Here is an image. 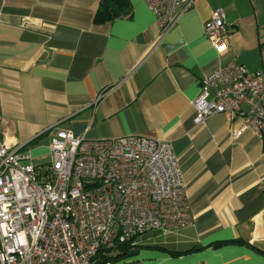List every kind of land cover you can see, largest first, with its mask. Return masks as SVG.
Here are the masks:
<instances>
[{
	"label": "crops",
	"instance_id": "1",
	"mask_svg": "<svg viewBox=\"0 0 264 264\" xmlns=\"http://www.w3.org/2000/svg\"><path fill=\"white\" fill-rule=\"evenodd\" d=\"M129 1L130 16L96 24L100 0H0V138L36 166L56 129L169 142L193 223L153 248L137 239L131 260L264 264V143L250 130L233 140L243 121L228 113L196 124L193 105L220 64L264 70V0H196L158 45L154 13ZM217 8L230 26L221 57L204 35Z\"/></svg>",
	"mask_w": 264,
	"mask_h": 264
},
{
	"label": "built area",
	"instance_id": "2",
	"mask_svg": "<svg viewBox=\"0 0 264 264\" xmlns=\"http://www.w3.org/2000/svg\"><path fill=\"white\" fill-rule=\"evenodd\" d=\"M196 0H145L156 17V45ZM217 8L204 35L221 57L229 49ZM196 124L228 113L264 143V70L234 60L200 79ZM1 122V115H0ZM49 164L0 138V264H118L107 253L153 233L190 227L193 215L180 162L169 142L143 136L92 140L56 129Z\"/></svg>",
	"mask_w": 264,
	"mask_h": 264
},
{
	"label": "trees",
	"instance_id": "3",
	"mask_svg": "<svg viewBox=\"0 0 264 264\" xmlns=\"http://www.w3.org/2000/svg\"><path fill=\"white\" fill-rule=\"evenodd\" d=\"M131 4L129 0H100L99 7L94 16V23L106 24L120 17L130 16ZM121 249H129L132 246L123 244ZM113 260L112 257H105L104 261Z\"/></svg>",
	"mask_w": 264,
	"mask_h": 264
},
{
	"label": "rangeland",
	"instance_id": "4",
	"mask_svg": "<svg viewBox=\"0 0 264 264\" xmlns=\"http://www.w3.org/2000/svg\"><path fill=\"white\" fill-rule=\"evenodd\" d=\"M228 29L230 30V26L228 25ZM166 241V238L163 234H156V235H143L139 237V243L138 245H144V246H150V248H153L154 245H162ZM140 252V247H131L127 250L121 249L120 247L109 251L107 253V257H112L113 260L116 263H124V264H136L133 260H131L133 257L137 256V254Z\"/></svg>",
	"mask_w": 264,
	"mask_h": 264
}]
</instances>
